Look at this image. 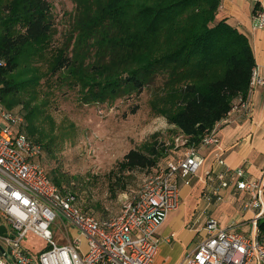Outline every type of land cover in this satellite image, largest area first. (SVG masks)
Segmentation results:
<instances>
[{
    "label": "trees",
    "instance_id": "1",
    "mask_svg": "<svg viewBox=\"0 0 264 264\" xmlns=\"http://www.w3.org/2000/svg\"><path fill=\"white\" fill-rule=\"evenodd\" d=\"M71 2L60 28L51 0H0V109L22 116L18 130L41 146V166L43 152L51 156L58 142L52 107L60 95L112 105L146 89L152 115L189 145L246 98L254 53L247 36L218 17L221 0ZM260 10L257 3L253 14ZM156 136L126 152L118 170L153 169L171 150L178 156L174 139ZM46 172L94 214L79 205L72 177ZM114 176L109 188L116 195L114 184L124 191L126 181Z\"/></svg>",
    "mask_w": 264,
    "mask_h": 264
},
{
    "label": "built area",
    "instance_id": "2",
    "mask_svg": "<svg viewBox=\"0 0 264 264\" xmlns=\"http://www.w3.org/2000/svg\"><path fill=\"white\" fill-rule=\"evenodd\" d=\"M252 26L264 28V11L252 15ZM264 79L252 69L245 99L232 110L249 111V96ZM21 115L0 109V220L7 222L2 236L6 264H151L160 238L158 231L168 213L179 206L180 184L197 174L204 163L201 147L217 146V131L224 118L198 145L178 135L180 147L176 159L149 172L140 191L126 201L120 211L102 219L82 211L70 192H62L38 162L41 146L30 140L18 125ZM202 198L208 202L225 200L222 191L231 187L232 195L242 194L241 210L252 215L247 222L228 227L207 217L206 234L187 255L183 264H264V169L251 177L245 165H231L220 154L199 176ZM76 230L66 243L54 239L52 224ZM243 227V228H242ZM32 233L45 240L46 246L36 259L25 252L21 242Z\"/></svg>",
    "mask_w": 264,
    "mask_h": 264
},
{
    "label": "rangeland",
    "instance_id": "3",
    "mask_svg": "<svg viewBox=\"0 0 264 264\" xmlns=\"http://www.w3.org/2000/svg\"><path fill=\"white\" fill-rule=\"evenodd\" d=\"M51 1L61 28L63 15L72 9L73 4L71 0ZM148 97L149 93L145 89L138 95L118 99L112 105H81L68 93L67 97L60 95L56 105L52 107L54 134L57 135L55 141L58 142L51 156L43 152L41 163L46 171L59 169L72 177L70 186L77 194L79 205L87 206L99 219L117 214L122 205L140 191L143 179L149 172L162 168L168 160L178 157L177 153L171 150L153 169H136L122 173L118 170V162L124 154L132 148H138L146 140H152L154 133H157L156 138L166 143L171 139H174L175 143L178 136L165 118L152 115ZM115 173L126 181V189L119 191L120 184H114L117 192L113 195L109 187L110 183L115 181ZM238 208V203L224 200L217 210L213 211V215L225 221L233 216ZM1 223L10 230L7 222L0 220ZM51 228L57 242L66 243L69 240L70 230L62 226L59 219H56ZM177 237L173 238L172 247L162 242L159 244L157 256L151 264L180 263L194 244L186 246ZM21 244L33 253L46 246L45 240L32 233H28ZM0 264H5L1 258Z\"/></svg>",
    "mask_w": 264,
    "mask_h": 264
},
{
    "label": "crops",
    "instance_id": "4",
    "mask_svg": "<svg viewBox=\"0 0 264 264\" xmlns=\"http://www.w3.org/2000/svg\"><path fill=\"white\" fill-rule=\"evenodd\" d=\"M257 3L258 8L264 11V0H221L218 17L225 18L228 23L247 36L254 53L257 75L264 79V28H254L251 20L253 9ZM225 119L226 122H223L217 131L218 145L201 147L199 152L204 157L202 167L195 176L181 181L179 206L168 213L159 229L157 234L160 243L172 247L173 238L178 236L177 238L186 246L193 243V250L198 241L206 234L205 221L207 217H213L218 220L220 226L228 227L247 222L252 215L250 212L241 210L242 194L232 195V189L229 187L222 191V195L230 203H238L240 208L225 221L216 218L213 211H216L224 200L221 202L204 200L202 198L203 185L199 176L203 174L205 166L211 163L216 154H220L228 164L245 165L247 173L251 177L261 174L264 169V84H257L253 87L249 96V111L247 113L242 109H231ZM69 230L70 234L77 233L72 227ZM1 241H4L2 236H0V245L5 249V244ZM44 247L33 253L27 247L22 246L23 250L35 259ZM191 251L186 252L179 264L184 263ZM0 258L6 264L4 256L0 255Z\"/></svg>",
    "mask_w": 264,
    "mask_h": 264
},
{
    "label": "water",
    "instance_id": "5",
    "mask_svg": "<svg viewBox=\"0 0 264 264\" xmlns=\"http://www.w3.org/2000/svg\"><path fill=\"white\" fill-rule=\"evenodd\" d=\"M207 166H205V169ZM6 234V225L4 223L0 224V236H3ZM4 253V248L0 245V255Z\"/></svg>",
    "mask_w": 264,
    "mask_h": 264
}]
</instances>
